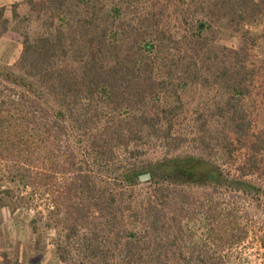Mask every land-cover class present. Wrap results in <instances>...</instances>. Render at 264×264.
<instances>
[{
	"label": "trees",
	"instance_id": "obj_1",
	"mask_svg": "<svg viewBox=\"0 0 264 264\" xmlns=\"http://www.w3.org/2000/svg\"><path fill=\"white\" fill-rule=\"evenodd\" d=\"M102 1H27L23 19H35L41 29L33 36L22 33L16 63L0 65V196L12 210L36 208L32 230L58 232L61 260L74 250L100 264H164L162 258L176 250L183 256L180 221L197 217L206 220L214 244L227 245L233 230L239 238L252 234L264 264V188L245 179L257 168L264 139L250 143L235 177L191 156L136 165V141L143 134L166 144L176 141L169 127L157 123V113L136 107L156 100L162 83L145 74L149 54H161L166 38L155 31L148 43L143 31H118L113 25L120 8L103 12ZM230 8L238 26L252 20L253 12L263 13L264 0H233ZM12 16L18 17L15 10ZM145 22L156 29L159 18L153 14ZM7 31L0 10V37ZM132 35L131 46L120 54L119 42ZM165 166L185 170L211 196L195 200L170 188L177 180L162 174ZM144 173L152 187L138 199L132 187ZM202 256L197 259L206 264L222 262L221 255Z\"/></svg>",
	"mask_w": 264,
	"mask_h": 264
},
{
	"label": "rangeland",
	"instance_id": "obj_2",
	"mask_svg": "<svg viewBox=\"0 0 264 264\" xmlns=\"http://www.w3.org/2000/svg\"><path fill=\"white\" fill-rule=\"evenodd\" d=\"M27 1L0 0V10L8 20V31L0 37V65L13 66L16 63L22 47V33L33 36L41 29L35 19H23L29 11ZM251 1L259 3L261 0ZM232 2L102 1L103 12L113 5L120 8V17L113 25L118 31H129L130 28L135 34L143 31L148 43L154 40L155 31L166 38L161 54L157 55L154 50L149 54L151 69L145 74L162 83L156 90V100L146 99L136 107L149 114L157 113V123L169 127L170 135L176 141L166 144L143 134L136 146L134 142L132 144L139 151L132 159L136 165L191 156L209 161L235 177L237 166L250 154V143L264 139V12H253L252 20L237 26L232 20ZM237 7L233 8L236 10ZM13 10L18 15L15 19ZM251 11L252 7L248 6L247 12ZM153 14L159 18L156 29L148 22L141 23L143 18ZM102 17L105 23L111 22L110 18ZM200 22L203 31L198 34L195 26ZM132 37L122 38L123 41L119 42L120 54L131 46ZM238 125L243 130L241 134ZM182 170L162 167V174L168 180H177L170 188L195 200L211 196L209 187L195 184L190 176L181 177ZM245 179L264 188V153L257 156L255 172ZM151 187L150 179L139 181L132 187V192L140 199ZM12 208L8 199L0 196V240L3 248L16 251L20 256V262L15 264H100L95 260H83L74 250L66 260H61L56 252V245L60 243L58 232H43L41 227L32 230L29 221L36 208ZM180 226L184 235L182 255L186 260L176 250L174 255L169 253L168 258H162L164 264H206L197 259V255L203 257L204 253L221 255L222 262L217 264H262L252 234L249 238H239L233 230L227 236L228 244L223 245L209 241V225L203 218L183 219ZM137 227L140 236H144L140 221ZM153 252L157 254L159 250ZM191 252L193 259L188 260Z\"/></svg>",
	"mask_w": 264,
	"mask_h": 264
},
{
	"label": "crops",
	"instance_id": "obj_3",
	"mask_svg": "<svg viewBox=\"0 0 264 264\" xmlns=\"http://www.w3.org/2000/svg\"><path fill=\"white\" fill-rule=\"evenodd\" d=\"M20 262V256L16 255V251H10L3 248V243L0 240V264H15Z\"/></svg>",
	"mask_w": 264,
	"mask_h": 264
},
{
	"label": "water",
	"instance_id": "obj_4",
	"mask_svg": "<svg viewBox=\"0 0 264 264\" xmlns=\"http://www.w3.org/2000/svg\"><path fill=\"white\" fill-rule=\"evenodd\" d=\"M149 179H150V174H149V173L141 174V175L138 177V180H139V181H146V180H149Z\"/></svg>",
	"mask_w": 264,
	"mask_h": 264
},
{
	"label": "flooded vegetation",
	"instance_id": "obj_5",
	"mask_svg": "<svg viewBox=\"0 0 264 264\" xmlns=\"http://www.w3.org/2000/svg\"><path fill=\"white\" fill-rule=\"evenodd\" d=\"M180 176L183 178H189L190 174L187 173L185 170L180 171Z\"/></svg>",
	"mask_w": 264,
	"mask_h": 264
}]
</instances>
